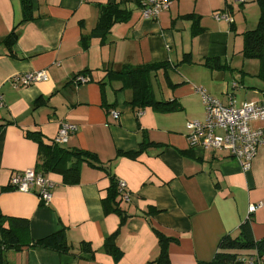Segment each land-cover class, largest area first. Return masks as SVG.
<instances>
[{"label": "crops", "instance_id": "1", "mask_svg": "<svg viewBox=\"0 0 264 264\" xmlns=\"http://www.w3.org/2000/svg\"><path fill=\"white\" fill-rule=\"evenodd\" d=\"M143 1L31 0L33 18L25 21L23 0H0V213L29 222L27 230L18 229L17 244L0 247V264H161V239L167 240L169 264L211 263L221 239L239 237L248 217L255 240L264 238V207L249 215L250 205L264 202V147L244 171L227 151L191 146L188 127L207 118L199 89L237 107L264 102L260 63L243 56L245 34L261 18L258 0H170V8L152 20L143 16ZM108 3L119 4L130 18L115 24L104 44L94 38L85 50L82 37L94 32ZM217 12L233 21L215 20ZM209 59L230 68L210 71ZM157 62L169 64L177 85L171 88L160 71L161 100L175 101L177 111L134 109L133 92L107 78L110 70ZM36 71H46L49 81L13 85L14 77ZM80 73L91 81L76 85ZM62 122L78 126L62 147L95 154L102 169L84 164L81 182L73 186L45 174L55 184L45 204L35 191L11 188L10 179L39 171L43 149L29 134L55 145ZM109 174L125 182L131 196L121 200L124 225L116 213L104 212ZM63 229L69 253L35 245ZM117 231L119 261L104 250Z\"/></svg>", "mask_w": 264, "mask_h": 264}, {"label": "trees", "instance_id": "2", "mask_svg": "<svg viewBox=\"0 0 264 264\" xmlns=\"http://www.w3.org/2000/svg\"><path fill=\"white\" fill-rule=\"evenodd\" d=\"M24 12L27 17L25 21L32 17L31 14V0H23ZM262 14L257 27L254 30L248 31L245 34V44L243 56L247 60H257L260 63L258 78L264 83V0H258ZM33 18V17H32ZM130 18V12L124 10L119 4L108 3L101 6V15L99 22L90 36L82 37V47L88 50L91 46V41L94 38H99L102 44L107 41L112 27L121 22H125ZM18 34L16 30L8 37V43L14 44L17 40ZM205 66L211 70L229 69L228 65H223L218 59L207 60ZM169 64L167 62H157L139 67L123 66L121 69L110 70L107 73V78L110 82L122 81L123 89L131 90L133 98L130 105L134 109H145L147 107L153 108L156 112L170 113L179 110L175 101H165L157 98L154 90V80L158 78V73L165 72V78L171 88H175L169 76ZM79 75L86 76V73ZM76 76V77H77ZM103 88V105L107 107V100L105 94V84L100 82ZM42 102V100H39ZM30 138L37 140L42 149L43 156L41 157L39 171L43 174L56 173L63 178L64 185H78L81 182V170L84 164L91 165L102 169L98 166V158L95 154L79 150L66 149L59 145L45 146L42 143L39 135L29 134ZM137 153H125L123 155L134 157ZM104 169V167H103ZM110 187L108 188V195L103 200V208L106 214L116 213L121 218V224L124 225L127 221V215L121 209V197L118 192V180L109 174ZM251 217L247 218L245 223L241 226L240 235L237 238L225 236L219 243V251L215 259L211 263L204 264H245L241 259L251 256L264 255V238L257 241L253 236ZM8 224V226H6ZM29 222L24 219L8 218L0 213V232L2 239L0 240V247L7 246L9 243H18L19 230H27ZM19 229V230H18ZM119 231L107 237L104 243L105 252L111 254L116 261H119L123 254L118 247L117 241ZM167 240L161 239L163 246L162 256L158 261L161 264H169V258L166 250ZM36 246L55 250L59 253H69L71 250L67 241L65 230H61L53 235L38 240ZM86 245L84 244L85 251ZM91 251V249L88 248Z\"/></svg>", "mask_w": 264, "mask_h": 264}, {"label": "built area", "instance_id": "3", "mask_svg": "<svg viewBox=\"0 0 264 264\" xmlns=\"http://www.w3.org/2000/svg\"><path fill=\"white\" fill-rule=\"evenodd\" d=\"M246 3L249 0H234ZM170 0H144L143 16L145 19H156L160 12L170 8ZM217 21L232 22V17L225 12L213 15ZM46 71H36L13 78L15 87H27L40 82L49 81ZM91 79L79 75L73 79L76 85L89 83ZM205 105L207 118L205 122L191 121L188 127L192 130L190 143L193 147L203 149L223 150L231 154L241 164L244 171H250L252 163L257 156L258 149L264 147V127L252 128V123L264 124V102L246 103L241 107L233 104H224L212 97L204 89H199ZM0 106H3V97L0 95ZM112 116L119 118V113L113 111ZM78 126L69 122H62L54 143L63 146L69 142ZM10 187L21 192H37L41 201L49 204L53 199L54 182L45 174L34 169L25 170L13 175ZM118 192L122 201L130 202L131 196L125 182L118 181ZM264 207V202L252 204L249 215L256 213ZM249 218V217H248ZM245 264H264L263 256H251L241 259Z\"/></svg>", "mask_w": 264, "mask_h": 264}, {"label": "rangeland", "instance_id": "4", "mask_svg": "<svg viewBox=\"0 0 264 264\" xmlns=\"http://www.w3.org/2000/svg\"><path fill=\"white\" fill-rule=\"evenodd\" d=\"M210 71H212V70H210ZM159 78H161V77H159ZM175 78H176V77H175ZM153 84H154V90H155V93H156V95H157V98H158V99H163L162 95H160L161 91H163V90H160V87H161V80H160V79H159L158 81L155 80V81L153 82ZM252 125H253V127H257V126H259V127H264V124L261 123V122L252 123Z\"/></svg>", "mask_w": 264, "mask_h": 264}]
</instances>
